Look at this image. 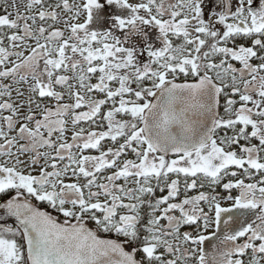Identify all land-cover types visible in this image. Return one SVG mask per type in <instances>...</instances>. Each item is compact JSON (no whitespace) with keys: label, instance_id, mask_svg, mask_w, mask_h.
Segmentation results:
<instances>
[{"label":"snow or ice","instance_id":"6c2138e0","mask_svg":"<svg viewBox=\"0 0 264 264\" xmlns=\"http://www.w3.org/2000/svg\"><path fill=\"white\" fill-rule=\"evenodd\" d=\"M214 2L0 0V264H264V0Z\"/></svg>","mask_w":264,"mask_h":264},{"label":"flooded vegetation","instance_id":"af4514ba","mask_svg":"<svg viewBox=\"0 0 264 264\" xmlns=\"http://www.w3.org/2000/svg\"><path fill=\"white\" fill-rule=\"evenodd\" d=\"M28 2H29V0H15L16 7L21 12H24L25 11V7H26V5H27ZM50 2L55 3V0H50ZM81 2H82V0H70V3H75V4H79ZM101 2L105 4V8L101 12V15L104 17V22H103V24L94 25V27H99V28H101L103 30V29H106V28L110 27V24H111V16L117 15V14H125L126 10H122V9L118 8L117 6H115V5L108 6L107 3H106V0H101ZM130 2L131 3H138V2H141V0H130ZM7 4H8V11L15 12L16 9H14L12 7L13 0H7ZM206 4H207V7H206L205 15L207 17L208 11L210 9H212L213 7H217V6H216L214 0H206ZM2 10H3V5L0 4V14H2ZM62 15L63 16H70L71 13L65 12ZM81 19H83V17ZM58 26L59 27H63L64 25H63V23H61ZM146 30L149 31L150 37H154L155 34H156V32L158 31L156 29H151L150 27L147 28ZM117 35H121L122 36L123 33L122 32H117ZM143 59H146V54L143 57ZM68 135H69V137L71 136V123H70V118H69V132H68ZM217 191H221V190L220 189H217ZM221 194L223 195L224 193L221 192ZM158 195H159V193H158ZM183 230H191V229H182V231ZM210 244H211V242H207L206 243V245H205L206 249H209L210 250Z\"/></svg>","mask_w":264,"mask_h":264},{"label":"water","instance_id":"95a60500","mask_svg":"<svg viewBox=\"0 0 264 264\" xmlns=\"http://www.w3.org/2000/svg\"><path fill=\"white\" fill-rule=\"evenodd\" d=\"M61 218V217H60ZM62 219V218H61ZM8 223H14V221L13 220H9V221H7Z\"/></svg>","mask_w":264,"mask_h":264}]
</instances>
